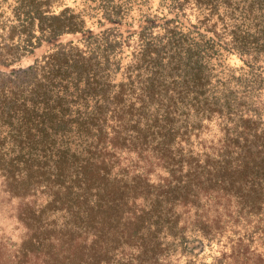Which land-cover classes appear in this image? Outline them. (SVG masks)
I'll use <instances>...</instances> for the list:
<instances>
[{"label":"trees","instance_id":"1","mask_svg":"<svg viewBox=\"0 0 264 264\" xmlns=\"http://www.w3.org/2000/svg\"><path fill=\"white\" fill-rule=\"evenodd\" d=\"M156 1L0 0V186L25 200L6 264L191 254L212 195L264 221V0Z\"/></svg>","mask_w":264,"mask_h":264},{"label":"rangeland","instance_id":"2","mask_svg":"<svg viewBox=\"0 0 264 264\" xmlns=\"http://www.w3.org/2000/svg\"><path fill=\"white\" fill-rule=\"evenodd\" d=\"M157 1L153 0V4ZM30 60V59H29ZM24 60L22 65L28 64ZM231 63H238L236 57L229 58ZM6 71L10 70L5 68ZM8 78L14 79V76ZM210 128L204 129V141L209 143L217 131L215 125L210 123ZM201 139V144H202ZM120 162L127 163L130 170L142 169L150 179L157 181L163 179L166 173L159 165L151 168L135 152L123 150L119 153ZM143 165H145L143 167ZM203 195V194H202ZM205 196V195H204ZM201 207L213 222L209 231V238L191 241L192 253L177 252L168 258L162 259L159 264H264V221L261 214H237L233 204L228 199L215 195L202 200ZM205 202V203H204ZM25 200L10 198L0 186V264L13 254L15 247L21 240L23 230L17 221L19 207ZM183 209V208H182ZM184 209L182 211H185ZM193 211L187 215L192 219ZM194 220V219H193ZM191 225L186 227V235H192Z\"/></svg>","mask_w":264,"mask_h":264}]
</instances>
